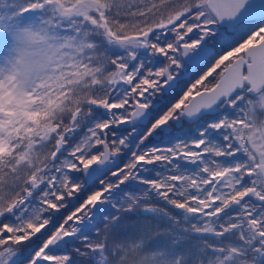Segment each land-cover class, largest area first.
<instances>
[{"label":"snow or ice","instance_id":"1","mask_svg":"<svg viewBox=\"0 0 264 264\" xmlns=\"http://www.w3.org/2000/svg\"><path fill=\"white\" fill-rule=\"evenodd\" d=\"M0 264H264V0H0Z\"/></svg>","mask_w":264,"mask_h":264}]
</instances>
